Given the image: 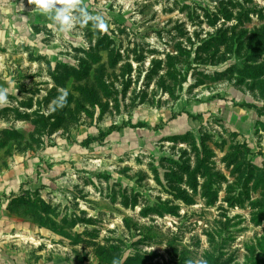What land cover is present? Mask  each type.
I'll list each match as a JSON object with an SVG mask.
<instances>
[{
  "label": "rangeland",
  "instance_id": "rangeland-1",
  "mask_svg": "<svg viewBox=\"0 0 264 264\" xmlns=\"http://www.w3.org/2000/svg\"><path fill=\"white\" fill-rule=\"evenodd\" d=\"M66 3L63 27L0 0V143L32 170L14 245L31 264H264V0Z\"/></svg>",
  "mask_w": 264,
  "mask_h": 264
},
{
  "label": "crops",
  "instance_id": "crops-1",
  "mask_svg": "<svg viewBox=\"0 0 264 264\" xmlns=\"http://www.w3.org/2000/svg\"><path fill=\"white\" fill-rule=\"evenodd\" d=\"M3 82L11 83L8 76L4 79L0 77V87L4 89L6 87ZM3 107L0 104V109ZM2 148L0 143V264H31L29 256L14 245L18 235H15L16 225L12 221L9 201L12 194L17 192L28 179L32 170L26 169V165L29 164L28 158H16L15 155H10L8 158L7 150Z\"/></svg>",
  "mask_w": 264,
  "mask_h": 264
},
{
  "label": "clouds",
  "instance_id": "clouds-1",
  "mask_svg": "<svg viewBox=\"0 0 264 264\" xmlns=\"http://www.w3.org/2000/svg\"><path fill=\"white\" fill-rule=\"evenodd\" d=\"M37 9L44 15L49 16L63 27H68L70 24L69 10L73 6L71 3H66L63 7H58V0H33ZM96 26L102 30H106L107 25L102 18H94ZM7 99V92L0 91V102H4Z\"/></svg>",
  "mask_w": 264,
  "mask_h": 264
},
{
  "label": "trees",
  "instance_id": "trees-1",
  "mask_svg": "<svg viewBox=\"0 0 264 264\" xmlns=\"http://www.w3.org/2000/svg\"><path fill=\"white\" fill-rule=\"evenodd\" d=\"M116 129L115 126L113 127H110L108 131L106 132H103L101 133V135L99 137H96V138H89L88 140H86V145L90 144L91 142L93 141H96V140H102V139H105L109 134H111L114 130Z\"/></svg>",
  "mask_w": 264,
  "mask_h": 264
}]
</instances>
